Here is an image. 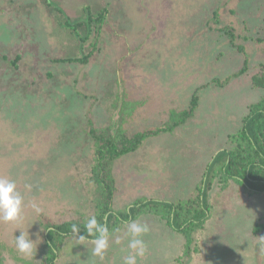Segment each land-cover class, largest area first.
Masks as SVG:
<instances>
[{
    "label": "rangeland",
    "instance_id": "1",
    "mask_svg": "<svg viewBox=\"0 0 264 264\" xmlns=\"http://www.w3.org/2000/svg\"><path fill=\"white\" fill-rule=\"evenodd\" d=\"M49 3L0 0V175L15 181L24 197L20 221L0 223L3 264H45L48 225L95 215L90 122L114 132L126 102L135 106L123 127L128 134L158 128L172 111L188 109L197 92L192 119L145 141L114 166L115 212L138 200L185 202L192 208L209 163L233 148V136L264 96L252 82L264 70V0ZM53 7L74 21L86 18L87 11L104 13L99 39L82 43V36L61 29ZM224 30L234 32L236 47ZM87 56L86 62L69 61ZM208 203V218L187 233L158 214L139 216L150 231L142 237L147 254L138 264H264L259 250L264 194L218 177ZM125 225L114 226L119 231L112 230L103 260L91 255V240L82 245L70 235L55 264H123L131 252ZM19 229L33 240L42 238L31 256L15 248ZM117 235L123 237L120 244L114 242Z\"/></svg>",
    "mask_w": 264,
    "mask_h": 264
},
{
    "label": "trees",
    "instance_id": "2",
    "mask_svg": "<svg viewBox=\"0 0 264 264\" xmlns=\"http://www.w3.org/2000/svg\"><path fill=\"white\" fill-rule=\"evenodd\" d=\"M49 5V0H45ZM50 6V5H49ZM53 12L59 17V26L71 35H80L83 42L90 40L95 44L99 39L102 25L105 22L104 13L91 14L86 12V18L71 20L66 18L60 8H52ZM88 13V14H87ZM214 18L218 19V14L214 13ZM56 20V19H55ZM230 35L231 45L236 47L234 42V32L224 30ZM81 46V45H80ZM82 47V46H81ZM240 52L244 49L238 47ZM93 53V52H92ZM89 56L83 59H70L69 61H88ZM246 63V62H245ZM264 68V65L262 66ZM245 69L240 73L228 77L225 81L230 82L233 78L244 74ZM253 86L256 89L264 90V70L253 77ZM134 105V104H133ZM199 106V95L196 92L189 103V108L183 111H172L170 120L158 128L146 129L132 135L123 129L128 118L131 117L135 106L123 103L120 111L119 126L116 127V133L113 130L96 129L91 122L89 135L94 141V165L92 168V181L96 185V213L94 216L101 223H105L110 233L118 222L127 223L136 220L145 213H155L164 219H168L171 226L178 232L187 233L196 227L201 226L209 216L208 191L211 189L215 179L220 177L222 181L239 180L253 192L264 194V96L256 104H253L249 115L244 120V126L233 136L232 141L235 144L231 150H222L209 163L204 175L203 187L200 188L197 196L196 205L188 207L185 202L169 203L159 200H138L129 208L115 212L113 210V200L116 189V178L114 176L115 163L121 158L138 151L142 144L154 137L173 131L190 119H192ZM131 111V112H130ZM192 200L186 201L191 203ZM106 217V219H105ZM84 221H71L62 224L48 225V258L45 264H55L59 256L60 247L65 237L71 235V226L78 225L81 228L80 234L86 235L83 228ZM50 226V227H49ZM92 238L89 237L88 240ZM0 264H3L0 257Z\"/></svg>",
    "mask_w": 264,
    "mask_h": 264
},
{
    "label": "clouds",
    "instance_id": "3",
    "mask_svg": "<svg viewBox=\"0 0 264 264\" xmlns=\"http://www.w3.org/2000/svg\"><path fill=\"white\" fill-rule=\"evenodd\" d=\"M26 188L31 190V185H26ZM31 207L37 214L43 211L35 202L31 204ZM23 209L24 197L18 190L16 182L6 176L0 175V223H18L21 219ZM125 227V235L131 237L128 241V248L131 252L123 258V264H138V258H143L147 254V244L142 237L150 231V228L148 224L140 223L137 220L127 222ZM83 228L85 229L86 235H81V228L73 224L71 226V235L81 242L82 245H85L83 242L91 237L90 242L93 245L90 250L91 255L103 260L105 253L110 247L112 233H110L109 228L105 223L98 221L96 216L87 217L84 221ZM19 230L20 235H15L14 239L15 248L18 253L24 256H31L34 248H37L42 238L38 236L36 240H33L29 231ZM48 230L52 231L51 229ZM113 231H119V229H114ZM259 238V250L264 255V236ZM122 239V236L117 235L115 236L114 242L120 244ZM37 242L39 243L37 244Z\"/></svg>",
    "mask_w": 264,
    "mask_h": 264
}]
</instances>
